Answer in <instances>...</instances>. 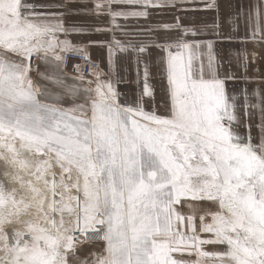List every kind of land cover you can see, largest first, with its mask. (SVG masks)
I'll list each match as a JSON object with an SVG mask.
<instances>
[{"label": "snow or ice", "instance_id": "obj_1", "mask_svg": "<svg viewBox=\"0 0 264 264\" xmlns=\"http://www.w3.org/2000/svg\"><path fill=\"white\" fill-rule=\"evenodd\" d=\"M88 3L0 0V264H264V84L252 87L247 51L264 53V0ZM157 9L173 19L149 29L160 40L136 42L143 27L120 23ZM217 44L238 75L221 72ZM89 47L104 50L106 73ZM73 56L85 65L68 86ZM34 57L81 102L36 87Z\"/></svg>", "mask_w": 264, "mask_h": 264}, {"label": "crops", "instance_id": "obj_2", "mask_svg": "<svg viewBox=\"0 0 264 264\" xmlns=\"http://www.w3.org/2000/svg\"><path fill=\"white\" fill-rule=\"evenodd\" d=\"M41 3H65L66 0H40ZM233 2L235 3L236 0H233ZM80 6V5H77ZM88 7H91V0H89L88 3ZM53 10H66V9H53ZM228 11V9H225V13L226 14ZM199 18L207 20L209 23L212 22V16L211 15H206L204 13H200L199 14ZM78 24H82L84 27H89V26H94L96 24H103V25H107V21L103 20V21H99L97 20L95 17L92 16H88V15H80V16H76L73 18ZM173 19H172V12L168 11V10H154L153 11V15L149 17L148 21H145L143 18H140L139 20L134 19V18H130L127 21H123L121 20L120 23L122 24H126L128 26V30L129 31H133L136 28L139 27H143V29L145 30L144 35L141 36L140 38L137 39L136 42H140L141 40L144 42H148L151 40H160L161 37L164 36V32H152L149 31V29L152 27V25L156 24V23H172ZM185 23L188 24L189 22L187 20H185ZM189 26H191L189 24ZM225 31H227V27L224 29ZM173 38H177L176 34L173 33L172 34ZM106 37L104 36H95L93 37V39H105ZM183 39H192V37H181ZM211 39L212 37L209 35L208 37H199V39ZM70 39L73 40V43H79V42H87V38H79V37H70ZM253 50H255L257 59L256 60H252L251 59V53L253 52ZM88 51L91 53V59L93 61H96L99 64V68L101 70H103L105 73L108 71L107 68V62L106 59L104 58L105 54H104V50L102 48H95V47H89ZM152 56H153V60H155L157 62V64L159 63V58H160V52L159 49H152ZM247 51L249 52V61L251 63V66L253 68L252 72L250 73V75L252 77H254L253 81H252V87L254 88H259L262 84H264V77L260 76V73L255 71V69L257 67H261L264 68V53H262V51L259 48H253L252 45H248L247 46ZM216 56L217 59L224 61L223 66L221 68V72L224 71H230L234 74H239V70L236 67V62H235V57L232 58V63L229 64L227 62L226 57L228 56V52L226 48H222L220 47L219 44H217L216 46ZM35 60V64L33 65L34 67V71L30 73L33 84L40 88L41 91H43L45 88L54 91L58 94H61L65 97L66 99V103H63V107L65 108H69L71 107L73 104L76 103H80L81 101L79 99H75L73 98L70 94L64 92L62 89L56 87L53 83H51L50 81L42 78V76L40 75L41 72H45V66L44 64L36 59L35 57L33 58ZM120 68L122 69L121 74L126 75L128 80H134L135 78V72H134V68L133 65L131 63V61H124ZM162 72V69L153 67L152 68V73H153V80L152 83L156 86L157 88V94H158V102H159V94H160V74ZM65 74H66V80L65 83L68 86H71L75 83V81L72 79L73 77L76 76V73L73 72V67L69 68V69H65ZM106 78V77H105ZM89 80H93L94 78L91 76L90 78H86ZM229 86V89L231 90V86L233 85V83H243V81H236L233 82L231 80L226 82ZM94 87V84L92 85ZM128 85H120V88L123 89L125 87H127ZM162 107V105H160ZM102 242H93L92 244H85V245H81L80 247L83 250L82 253V258H89V252L91 251H98L101 247H102ZM208 250H213L212 248H209Z\"/></svg>", "mask_w": 264, "mask_h": 264}, {"label": "built area", "instance_id": "obj_3", "mask_svg": "<svg viewBox=\"0 0 264 264\" xmlns=\"http://www.w3.org/2000/svg\"><path fill=\"white\" fill-rule=\"evenodd\" d=\"M95 63H97L96 61H94ZM73 64H80L81 66L85 65V61L82 59H78L77 57L73 56L71 57L68 62H67V66L65 69H69L73 67ZM98 64V63H97ZM90 75H86V78H90ZM98 242V241H97Z\"/></svg>", "mask_w": 264, "mask_h": 264}, {"label": "bare ground", "instance_id": "obj_4", "mask_svg": "<svg viewBox=\"0 0 264 264\" xmlns=\"http://www.w3.org/2000/svg\"><path fill=\"white\" fill-rule=\"evenodd\" d=\"M2 171H3V169H2V167H0V173H2ZM0 177H2V175H0ZM7 227H10V226H7ZM0 255H2V253H0Z\"/></svg>", "mask_w": 264, "mask_h": 264}, {"label": "rangeland", "instance_id": "obj_5", "mask_svg": "<svg viewBox=\"0 0 264 264\" xmlns=\"http://www.w3.org/2000/svg\"><path fill=\"white\" fill-rule=\"evenodd\" d=\"M2 178V177H1ZM11 227V225H9Z\"/></svg>", "mask_w": 264, "mask_h": 264}, {"label": "water", "instance_id": "obj_6", "mask_svg": "<svg viewBox=\"0 0 264 264\" xmlns=\"http://www.w3.org/2000/svg\"><path fill=\"white\" fill-rule=\"evenodd\" d=\"M0 179H2V178L0 177Z\"/></svg>", "mask_w": 264, "mask_h": 264}]
</instances>
